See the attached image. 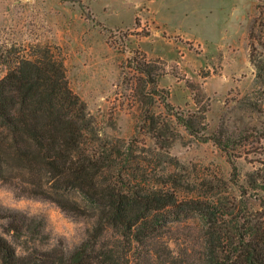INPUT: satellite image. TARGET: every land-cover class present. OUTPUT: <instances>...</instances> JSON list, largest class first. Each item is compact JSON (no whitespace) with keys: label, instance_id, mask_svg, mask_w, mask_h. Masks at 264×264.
<instances>
[{"label":"trees","instance_id":"1","mask_svg":"<svg viewBox=\"0 0 264 264\" xmlns=\"http://www.w3.org/2000/svg\"><path fill=\"white\" fill-rule=\"evenodd\" d=\"M248 46L255 78L252 91L238 102L261 109L264 3L249 23ZM0 66L7 69L0 79V186L92 221L86 238L69 250L48 230L45 217L0 206L1 264H264V196L257 209L247 198L233 137L222 128L207 134L211 105L202 84L185 80L196 110L176 107L170 91L158 85L167 62L131 52L121 71L140 103L141 121L138 134L127 139L107 131L117 127L114 110L104 126L73 90L60 46L38 42L13 52L3 45ZM158 101L165 111L154 109ZM179 128L225 152L231 179L197 169L193 175L171 152L182 135ZM256 174L251 173L249 187L264 191V175ZM192 221L200 253L187 262L171 243L175 231Z\"/></svg>","mask_w":264,"mask_h":264},{"label":"rangeland","instance_id":"2","mask_svg":"<svg viewBox=\"0 0 264 264\" xmlns=\"http://www.w3.org/2000/svg\"><path fill=\"white\" fill-rule=\"evenodd\" d=\"M259 3L264 0H83L84 6L78 0H0V47L15 52L21 45L38 42L60 46L73 90L104 126L114 110L117 127L107 131L127 139L138 134L141 107L131 85L123 82L121 65L134 51L166 61L167 74L159 87L170 91L169 101L176 107L194 111L196 105L185 80L202 84L211 105L207 134L222 128L233 137L240 184L257 209L264 191L250 188L249 181L253 172L257 177L264 175V106L253 109L238 99L252 91L255 78L248 28ZM148 31L151 35L145 36ZM6 72L0 66V79ZM154 109L165 111L160 101ZM179 131L182 135L171 152L193 175L197 176V169L231 179L232 167L225 152L212 141L196 140L184 128ZM242 131L247 132L241 135ZM245 136L250 137L241 138ZM229 184L241 194L238 186ZM0 206L45 217L48 230L63 238L69 250L86 238L92 225L90 219L71 218L51 202L18 196L5 186H0ZM193 222L176 230V243H171L187 262L200 253V234Z\"/></svg>","mask_w":264,"mask_h":264}]
</instances>
